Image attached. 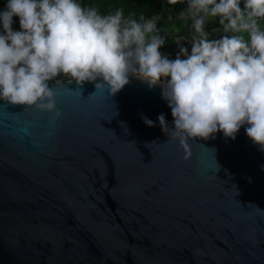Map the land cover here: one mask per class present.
<instances>
[{"label":"water","instance_id":"water-1","mask_svg":"<svg viewBox=\"0 0 264 264\" xmlns=\"http://www.w3.org/2000/svg\"><path fill=\"white\" fill-rule=\"evenodd\" d=\"M96 82L46 81L54 111L0 100V264H264V152L244 127L184 159L159 86Z\"/></svg>","mask_w":264,"mask_h":264},{"label":"clouds","instance_id":"clouds-1","mask_svg":"<svg viewBox=\"0 0 264 264\" xmlns=\"http://www.w3.org/2000/svg\"><path fill=\"white\" fill-rule=\"evenodd\" d=\"M240 5L241 0H186L178 15L191 21V53L181 47L169 60L158 50L165 43L159 15L138 21L126 18L122 8L102 15L80 0H7L0 11V100L54 111L46 81L58 74L78 86L98 81L95 88L106 86L110 95L134 76L161 88L173 127L163 113L157 120L168 139L178 141L184 159L191 155L189 140L213 138L218 131L234 140L242 126L264 152V0ZM13 17L20 31L12 28ZM217 17L219 30L230 35L209 40L205 24Z\"/></svg>","mask_w":264,"mask_h":264},{"label":"trees","instance_id":"trees-1","mask_svg":"<svg viewBox=\"0 0 264 264\" xmlns=\"http://www.w3.org/2000/svg\"><path fill=\"white\" fill-rule=\"evenodd\" d=\"M185 1L186 0L172 5L169 4L167 0H80L82 6H94L102 15L114 13L117 8L123 9L126 18L131 16L138 21L140 16L151 18L153 15H159L161 19L157 22V27L161 29L160 35L165 38V43L158 50L162 54L167 55L169 60H175L181 48L173 41L174 34L189 30L176 31L174 27L177 23L175 15L179 7L186 5ZM6 3L7 0H0V11L4 10ZM240 6L243 9V0H241ZM12 28L15 31L21 30L18 17H13ZM214 29H217V31H213ZM219 29H221L219 18H210L206 27L209 40H218L223 35H230L223 33L222 30ZM0 31H2V29H0ZM188 53L190 54L191 50L188 51ZM184 58V56H181V59ZM162 79H170V77Z\"/></svg>","mask_w":264,"mask_h":264},{"label":"built area","instance_id":"built-area-1","mask_svg":"<svg viewBox=\"0 0 264 264\" xmlns=\"http://www.w3.org/2000/svg\"><path fill=\"white\" fill-rule=\"evenodd\" d=\"M185 4H186V1H185ZM207 23L208 21L206 22L205 27H204L205 32H206ZM192 35H193V31L190 27L189 30L186 32L175 33L173 36V41L177 43L179 47L187 48L188 51H190L191 46H192V43H191Z\"/></svg>","mask_w":264,"mask_h":264},{"label":"rangeland","instance_id":"rangeland-1","mask_svg":"<svg viewBox=\"0 0 264 264\" xmlns=\"http://www.w3.org/2000/svg\"><path fill=\"white\" fill-rule=\"evenodd\" d=\"M185 7H186V5H185V6H181V7H179V9H178V11H177V13H176V15H175L176 20H177V23L175 24L174 27H175V30H176V31H177V30H179V31H183V30H187V29L190 28L191 21H190V20L181 19V18L179 17V15H178L182 10L185 9ZM245 35H246V34H245Z\"/></svg>","mask_w":264,"mask_h":264},{"label":"crops","instance_id":"crops-1","mask_svg":"<svg viewBox=\"0 0 264 264\" xmlns=\"http://www.w3.org/2000/svg\"><path fill=\"white\" fill-rule=\"evenodd\" d=\"M184 31V30H183Z\"/></svg>","mask_w":264,"mask_h":264}]
</instances>
